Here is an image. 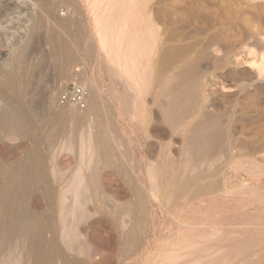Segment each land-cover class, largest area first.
I'll return each instance as SVG.
<instances>
[{
    "label": "rangeland",
    "instance_id": "rangeland-1",
    "mask_svg": "<svg viewBox=\"0 0 264 264\" xmlns=\"http://www.w3.org/2000/svg\"><path fill=\"white\" fill-rule=\"evenodd\" d=\"M226 7L0 0V264H264V126L225 91Z\"/></svg>",
    "mask_w": 264,
    "mask_h": 264
},
{
    "label": "crops",
    "instance_id": "crops-1",
    "mask_svg": "<svg viewBox=\"0 0 264 264\" xmlns=\"http://www.w3.org/2000/svg\"><path fill=\"white\" fill-rule=\"evenodd\" d=\"M229 4L225 16L229 13L233 19L223 41L225 91L239 93L241 116L246 109L247 117L256 120L247 125L264 126V0H229Z\"/></svg>",
    "mask_w": 264,
    "mask_h": 264
},
{
    "label": "bare ground",
    "instance_id": "bare-ground-1",
    "mask_svg": "<svg viewBox=\"0 0 264 264\" xmlns=\"http://www.w3.org/2000/svg\"><path fill=\"white\" fill-rule=\"evenodd\" d=\"M68 21H72V20H70V19L68 20L67 19V22ZM73 23H75V22L73 21ZM135 45H138V44H135ZM131 47H133V46H131ZM23 61H26V54L24 55ZM122 67L125 68L126 66H122ZM79 76H81V80H82V84H83V82L85 81V77H86L85 73H82V75H79ZM84 86H85V84H83V87ZM90 97H91V95H88L87 108L84 109L85 111L83 112V115L78 114L79 113L78 109H77L78 113H74L73 110H68L69 112H71L69 114H73L72 116H74L76 119L77 118L81 119L83 117L87 118V117L91 116L93 114V112L96 110L97 104L94 103V102H93V104L90 103ZM66 107H67V109L70 108L69 106H65L64 109H66ZM73 108H76V107L73 106L72 109ZM0 114H1L0 115V132H4L5 130L12 129L14 127L13 118L8 113H3V114L0 113ZM17 115H18V113H16V116ZM20 179L18 181L22 182V179L21 180ZM189 185H191V184H189ZM192 185H194V184H192ZM196 189H198V186H195L194 188H192V186L189 187V186L186 185L185 187L181 186V187L176 188L175 193H176L177 196H179L181 198H186V197L190 196L192 193H194L193 191H195ZM12 221L13 222L11 223V225H9L10 226V234L8 233L9 236L6 239H9L15 232H19L21 234H24L25 231H26L27 220H26V215H25V211L24 210H22V211L18 212L17 214H15V216L12 219ZM68 263L69 262H67L66 264H68ZM69 264H71V263H69Z\"/></svg>",
    "mask_w": 264,
    "mask_h": 264
},
{
    "label": "built area",
    "instance_id": "built-area-1",
    "mask_svg": "<svg viewBox=\"0 0 264 264\" xmlns=\"http://www.w3.org/2000/svg\"><path fill=\"white\" fill-rule=\"evenodd\" d=\"M88 92L78 85H68L60 94L59 101L63 106H76L80 109L87 107Z\"/></svg>",
    "mask_w": 264,
    "mask_h": 264
}]
</instances>
